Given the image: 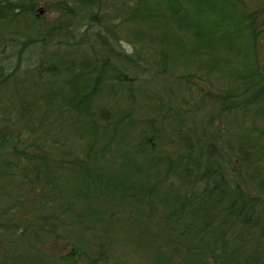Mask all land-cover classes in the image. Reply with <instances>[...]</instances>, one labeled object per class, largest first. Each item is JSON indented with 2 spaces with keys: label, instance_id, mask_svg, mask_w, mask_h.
I'll list each match as a JSON object with an SVG mask.
<instances>
[{
  "label": "rangeland",
  "instance_id": "374dc122",
  "mask_svg": "<svg viewBox=\"0 0 264 264\" xmlns=\"http://www.w3.org/2000/svg\"><path fill=\"white\" fill-rule=\"evenodd\" d=\"M58 1L31 0L30 15H22L8 23L0 22V35L6 40L2 44L0 38L2 71L8 73L12 65L18 63L13 75L0 79V264H220L225 257H229L230 264L234 260L241 262L256 242L257 229L242 227L237 229L238 233H232L224 246V256L221 242L212 241L213 233L210 236L204 230L197 237L185 232L184 219L183 222L160 221L161 215L169 212L172 202L177 201L165 197L168 191L165 185L148 193L142 202H136L123 194L122 185L131 189L143 177H123L125 182L114 190L103 189L96 183L94 186L89 178L86 179L89 190L85 194L81 176L74 175L68 167L61 168L60 180L54 182L57 189L49 183L42 185L43 180L35 178L30 166L25 165L22 170L23 157L18 158L20 163L11 166L14 174L6 175L3 171V160L12 157L13 143L24 149L21 143L32 137L48 148L56 171L58 161L64 164L78 153L84 155L82 152L90 141L86 118L73 117L72 111L60 108L61 94L51 99L42 97L41 103L51 100L52 105L45 111L33 112V116L18 115L15 107L18 97L34 100L29 94L52 87L55 90L69 75L65 69L51 80L44 72L36 78L26 61L35 58L43 62L60 61L77 70L79 60L71 44L86 29L89 34L86 47L91 48L92 43L94 48L101 50L91 37L94 32H101L113 48L130 56L109 55L114 64L126 71L131 82L104 85L93 98L92 106H102L111 122L126 115L117 125L109 147L98 155L96 167L99 169V164L100 171L110 172V175L122 174L125 169L120 165L121 154L126 151L128 156H133L128 150L145 136L151 137L156 148L152 154L146 148L141 154L135 151L145 181L154 180V173H163L167 168L166 159H158L159 163L153 161L156 153L166 154L175 163L178 154L190 149L191 156L197 153L203 160L221 162L228 185L237 184L243 193L257 196L258 203L254 207L264 210V184L258 182L264 178V166H252L264 141V115L256 113L253 107L243 114L221 107V101H227L219 98L232 91L235 83L219 70L209 71L200 66L197 57L186 60L175 55L172 45L159 37L149 38L156 29L161 32L160 26L162 30L165 28L162 23L159 26L153 22L137 23L127 17L132 9L150 0H68L67 9L58 7ZM178 1L182 5L189 3ZM241 1H244V12L254 10L256 22L262 19L264 0ZM164 7L166 9L165 0H161L160 8ZM38 8L42 9L41 13ZM212 11L204 10L203 18L209 19L218 12ZM137 27L141 31L138 32ZM134 28L140 37L134 35ZM176 30L185 41V31ZM22 38L32 39L35 44L18 54V42ZM163 50L168 54L158 56ZM255 55V61L264 72L263 31L256 36ZM35 104L40 105L36 101ZM41 122L46 126L39 127ZM49 128L56 138L46 141L45 132ZM109 132L105 129L97 133L93 149L104 144L105 134ZM16 134L21 136L18 140ZM210 144L212 152L207 149ZM91 162L88 161L90 165ZM19 169L29 177H22ZM174 186L170 192L180 196L187 190L185 182H177ZM220 204H213L210 212L217 211ZM261 222L264 216L258 218V224ZM201 224L198 220L193 230L195 226L200 229ZM258 224L255 227H259ZM196 242L201 243L198 250L194 248ZM211 245L214 255L210 254Z\"/></svg>",
  "mask_w": 264,
  "mask_h": 264
},
{
  "label": "trees",
  "instance_id": "16d2710c",
  "mask_svg": "<svg viewBox=\"0 0 264 264\" xmlns=\"http://www.w3.org/2000/svg\"><path fill=\"white\" fill-rule=\"evenodd\" d=\"M83 1L94 2L95 0ZM160 1L150 0L147 4L142 5V7L132 9L127 17L134 19L137 23L147 24L148 22H153L156 26L162 23L165 28L162 30L160 26L158 29L161 32H157L156 29V33L150 34L149 38L159 37L162 41L172 45L173 49H175V55L185 57L186 60L197 57L200 66L209 71L214 69L219 70L231 82H234V89L219 98V100L224 99V101H227H221V107L224 106L233 113L241 114L245 113L248 108L253 107L256 113L264 115V72L255 61L256 36L259 31L264 32V16L256 22L254 10L244 12L242 10L244 1L241 0H182L189 1L188 4L184 3L185 5L180 4L181 2L178 0H165L166 9L165 7L164 9L160 8ZM32 4L31 0L28 2L26 0H0V22L8 23L17 20L22 15H30ZM67 4L68 0H59L57 2L58 7L62 9H67ZM207 8L212 9L213 13L216 10L218 12L214 13L211 18L205 19L203 18V13ZM33 14L37 17L36 13ZM176 28L185 31V41L179 37L180 35L176 32ZM137 31L139 32L141 29L137 27ZM138 32L135 33V28L133 29V33L137 38L140 37ZM91 37L92 40L98 42L101 50L94 48L92 43L91 48L84 45L87 43L86 40L89 39L86 29L81 31L78 38L71 44V49L79 60L80 67L77 70L72 65L64 66L60 61L52 62L46 60L47 62H43L42 59L38 61V58L32 59L30 62L26 61L36 78L39 77L41 72H44L48 75L47 78L51 80L55 78L54 76L58 72L65 69L69 71V75L65 80L60 82L62 85L58 86L55 90L52 87L42 90L43 92L28 93L30 96L35 97L34 100L26 99L24 96L18 97L17 106L15 107L18 115L33 116V112L42 111V109L45 111L52 105L51 100L41 103L42 97L51 99L52 96L61 94L60 108L72 111L73 117L80 115L81 118H86L85 122L90 132L88 133L90 141H86L88 144L86 151L82 152L84 155L78 153L74 158L70 157V159L66 160L64 164L58 161V171H56L53 169L55 165L54 158L48 152V148L45 147V144L36 141L32 137L33 139L30 138L26 142L21 143V145L24 144L26 147L24 149L13 143L10 153L14 159L8 157L3 160V165H5L3 171L6 175L15 173L13 171L14 167L11 166L15 163H20L18 162V158L23 157L24 163L23 165L21 163L22 170H25V165L30 166L35 178L38 177L43 180L42 185L49 183L54 187L57 181L60 180L61 168H70L74 175L81 176L80 179L84 183L85 194L89 190L86 187V179L89 178L88 181L94 186L96 183L97 185L100 184L103 189L114 190V188L119 185L121 186L125 182L122 179L123 177L129 175L136 178L143 177L142 181H137L131 189L122 185L125 190L123 194L136 202H142L146 199L148 193L154 192L162 185H165L168 189L165 192V197L168 200L177 201L176 203L172 202L169 212L162 214L160 221L169 223V220H172V222L180 220L183 222L182 219H184L183 227L185 228V232L193 233L197 237L198 233L202 234L204 230L210 236L213 233L215 237L213 236L212 241L216 240L217 242L219 240L222 251L225 244L231 238L232 233H238L237 229L240 228L241 230L242 227H253L258 231L256 242L253 243L251 250L241 258V262L234 260L233 264H264V222L258 224V218L264 216V210L258 208V206H255V209L254 205L258 203L257 196L243 193L237 184L233 187L228 185L221 162L215 159L211 161L203 160L202 156L200 157L197 153V155L193 154L195 156H191L190 149L178 154L175 163L167 158L166 154L156 153L153 161L159 163L158 159H162V161L166 159V164L168 165L163 173L158 171L157 175L154 173V180L148 178L149 183L147 180L145 181V176H142L143 167L138 164L135 157V151L141 154L142 149L146 148L145 150L152 154L153 149L156 150L154 143L151 142L152 138L145 136L143 140L135 143L134 150H128L129 152H133V156H128L126 151L121 154L123 157L120 159V165L125 169L122 174L119 172L117 175H110V172L104 173L100 171L101 166L99 164V169L96 167L94 163L98 161V155L109 147V142L117 131V125L119 122L122 123L121 120L126 115L119 116L116 121L111 122L109 115L105 114L102 106L99 108L92 106L93 98L104 85L115 82L130 83L131 80L127 77L126 71L124 72L123 68L114 64L109 57L110 54L129 55L123 53L117 47L113 48L101 32H94ZM0 38L3 40L4 36L0 35ZM10 38L13 39V36ZM165 42L163 43L166 44ZM4 43H6V40L2 41V44ZM18 43L20 47L17 48L18 54H22L25 50L31 49L34 42H32V39L22 38L19 39ZM13 46L15 45L13 44ZM102 50L107 55L103 54ZM159 53L158 56L168 54L166 50H163V54ZM25 59L28 60L29 58ZM17 67L18 63H15L8 73H4L0 63V79L13 75ZM127 90L129 91V88ZM35 101L40 103V105H36ZM37 107H40V109H36ZM45 126V123L41 122L39 127ZM50 129L45 132L46 141L47 139L54 140L56 138L55 132L53 129L49 131ZM105 129L110 130L109 133L105 134L107 135V140L100 147L93 149L97 133ZM20 137V135L16 134V140ZM43 142L45 143V141ZM147 145L149 148L146 147ZM211 145L207 147L209 152L213 151ZM36 146H38L37 149ZM137 147L139 149H136ZM259 147H261V151L257 153L258 158L253 161V167H255L253 164L264 166V141ZM15 155H17V158ZM243 158L246 159L245 157ZM90 160H92V165L88 163ZM114 161L112 162L113 164ZM115 163L117 164L116 161ZM247 163L249 164L250 162L247 161ZM66 164L68 165L66 166ZM169 172L172 175H169ZM20 174L22 177H29L26 172L21 170ZM177 182H183V184L185 182L187 184V190L185 193L183 192L182 196H180L181 194L170 192ZM258 182L263 185L264 178L262 177ZM168 186L172 188L170 189ZM217 203H221L216 208L218 210L210 212V209H213V204ZM198 220L202 222V227L199 229L198 226H195L193 230L192 227ZM257 224L259 227H255ZM168 239L171 240L169 237ZM200 244L196 242L194 248L198 250ZM209 250L210 254L214 255L212 245ZM222 254L225 256L224 251ZM228 259L229 257H225V260L221 261L220 264H230Z\"/></svg>",
  "mask_w": 264,
  "mask_h": 264
},
{
  "label": "water",
  "instance_id": "95a60500",
  "mask_svg": "<svg viewBox=\"0 0 264 264\" xmlns=\"http://www.w3.org/2000/svg\"><path fill=\"white\" fill-rule=\"evenodd\" d=\"M42 9L41 8H38V13H41Z\"/></svg>",
  "mask_w": 264,
  "mask_h": 264
}]
</instances>
